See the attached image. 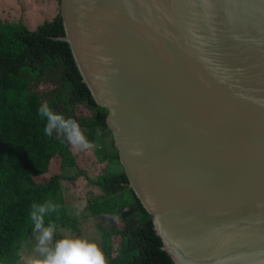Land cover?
Listing matches in <instances>:
<instances>
[{
	"label": "water",
	"instance_id": "95a60500",
	"mask_svg": "<svg viewBox=\"0 0 264 264\" xmlns=\"http://www.w3.org/2000/svg\"><path fill=\"white\" fill-rule=\"evenodd\" d=\"M58 15L173 264H264V0H59Z\"/></svg>",
	"mask_w": 264,
	"mask_h": 264
},
{
	"label": "trees",
	"instance_id": "16d2710c",
	"mask_svg": "<svg viewBox=\"0 0 264 264\" xmlns=\"http://www.w3.org/2000/svg\"><path fill=\"white\" fill-rule=\"evenodd\" d=\"M62 36L58 14L34 30L0 21V264H15L19 249L30 239L34 203L50 200L60 206L45 217V223H55L58 230L71 221L60 181L75 179L77 173L70 175L75 158L63 135H44L39 105L47 101L53 111L80 126L109 134L106 111L82 83L67 43L58 40ZM111 146L109 169L94 181L102 194L89 205L90 218L121 223L119 229L97 226L107 264H173L161 249L150 215L127 186L112 141ZM54 159L58 164L53 170ZM41 177L46 179L38 180ZM112 235L119 237L114 257L109 254Z\"/></svg>",
	"mask_w": 264,
	"mask_h": 264
},
{
	"label": "rangeland",
	"instance_id": "374dc122",
	"mask_svg": "<svg viewBox=\"0 0 264 264\" xmlns=\"http://www.w3.org/2000/svg\"><path fill=\"white\" fill-rule=\"evenodd\" d=\"M55 14H58L57 0H0V21L23 24L28 30H34L42 22L51 20ZM80 127L94 147L87 151H77L69 144L76 162L70 175L76 173L77 175L74 180L60 181V185L65 209L71 221L64 229L57 230L55 239L65 236L83 238L95 242L103 251V237L97 226L100 225L104 228L113 226L115 229H119L121 223L114 218H90L89 205L102 194L94 185V181L98 175H102L109 169V156L113 153L111 137L110 134L95 128ZM57 164V160L54 159L50 169L54 170ZM117 167L115 164V169ZM44 179L46 177H41L38 180L44 181ZM110 240L109 254L114 257L115 248L119 246V237L112 235ZM35 243V234L32 232L30 239H27L23 247L19 249V257L15 264H27L28 258L34 255Z\"/></svg>",
	"mask_w": 264,
	"mask_h": 264
},
{
	"label": "clouds",
	"instance_id": "9594fccd",
	"mask_svg": "<svg viewBox=\"0 0 264 264\" xmlns=\"http://www.w3.org/2000/svg\"><path fill=\"white\" fill-rule=\"evenodd\" d=\"M37 115L45 122V136L51 137L53 132L61 134L77 151H87L94 147L76 120L53 111L47 101L39 105ZM59 207L50 200L31 206L30 219L36 243L34 255L28 258L27 264H107L103 251L95 242L70 236L55 239L57 226L51 221L46 224L45 217L57 212Z\"/></svg>",
	"mask_w": 264,
	"mask_h": 264
}]
</instances>
